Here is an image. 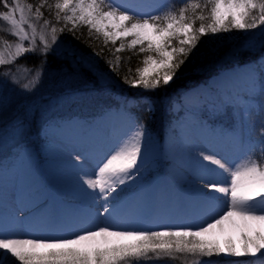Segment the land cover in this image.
Returning a JSON list of instances; mask_svg holds the SVG:
<instances>
[{
	"label": "snow or ice",
	"instance_id": "1",
	"mask_svg": "<svg viewBox=\"0 0 264 264\" xmlns=\"http://www.w3.org/2000/svg\"><path fill=\"white\" fill-rule=\"evenodd\" d=\"M0 8L4 9L0 20L7 23V28L0 31L17 41L7 58L0 51V66L14 64L27 53L47 56L51 46L43 28L51 27V40L56 41L57 31L71 32L84 26L90 37L95 33L105 46L119 42L110 50L116 62L106 61L113 71L120 62L117 53L138 49L134 54H143V67L136 68L135 77L123 79L129 87L144 91L169 85L196 53L203 37L258 28L264 35V0H166L145 8L129 0H39L35 5L0 0ZM45 8L56 23L64 26L58 30L52 20L45 19ZM41 22L42 47L37 53V26ZM4 44L12 47L7 40ZM69 54L75 56V51ZM260 63L264 69V56ZM22 70L32 77L22 90L31 92L42 78L43 67ZM0 75L12 76V82L19 83L11 67ZM258 96L264 97V70H250L243 87L221 101L222 114L231 108L241 120L231 128L208 127L212 136L231 141V154L219 147L201 150L200 144L188 142L190 188L197 201L192 213L152 214L144 209L142 201L132 203L123 198L149 162V129L143 120L131 115L132 132L118 140L110 152L101 155L85 150L75 157L72 168L77 190L91 209L100 210L77 216L71 226L52 229L39 222L24 226L25 195L29 202L44 195L41 178L34 177L27 167L21 194H6L0 187V264L13 259L16 264H146L153 259L172 261L181 256L187 264H205L204 258L214 255L264 257V127L258 139L250 135ZM127 103H143L147 112L154 111L149 97ZM191 107L195 111L196 106ZM245 120L249 122L248 134L244 132ZM17 127L22 130L23 123ZM84 161L91 163V170L85 169ZM5 199L21 206L4 210Z\"/></svg>",
	"mask_w": 264,
	"mask_h": 264
},
{
	"label": "rangeland",
	"instance_id": "2",
	"mask_svg": "<svg viewBox=\"0 0 264 264\" xmlns=\"http://www.w3.org/2000/svg\"><path fill=\"white\" fill-rule=\"evenodd\" d=\"M51 1L52 3L54 2V0ZM23 2L29 3L27 0H23ZM165 2L166 0L160 4ZM2 10L4 9L0 8V11ZM151 14L156 13L151 12ZM44 18L50 19L46 13ZM0 26L2 29H6L7 23L0 20ZM41 31L42 22L37 26V53L42 47V42L39 41ZM2 32L0 34V51H4L5 57L7 58L8 52L14 51L17 41L6 31ZM43 34L51 46L47 56L37 54L36 56L39 57L37 59L38 61L33 65L28 60L29 56L34 55V53H27L18 58L14 64L0 66V73L6 72L11 67L15 78L19 81L16 84L12 82V76L0 75V97L3 98V105L0 106V170L17 167L21 161L20 159L25 156L26 152H29L32 158L39 157V159H42V152L48 146L47 138L52 135L49 132L51 128L61 130L66 126L77 124L79 136L81 137L92 138L100 135L103 136L104 133L100 134L101 132L99 130H91L93 123L87 122V119L82 115L83 112L87 111L88 114L92 112L96 114L94 118H97L102 116L100 115L101 112H110V110H113L112 116L108 120L114 123L117 122L118 126L121 127L122 123L131 121L128 118L129 115L134 117V111H131V108L138 105V103H127L128 101L134 102L139 100L138 98L140 96L138 94L132 95L128 92L119 93L112 88L110 72L103 70L95 56L86 54L78 49L60 31L56 33V41H52L51 27L43 28ZM237 34V37L231 38L230 36L227 37L229 35L228 33L226 35L228 44H225L226 46L223 45V47L219 46L220 48L217 49L215 48L214 50L218 51H214V55L217 54L216 56L224 62L225 60H233L236 51L245 52L246 50L256 49L254 53L257 57L256 61H251L253 59L251 58L244 60V62H238V64L225 65V67L220 65L216 67V72L210 73L213 76H217L218 73L223 71V68L228 66L230 68L240 67L241 65V67H245L247 65L248 67L245 68L249 71L261 72L264 70L261 68L260 63V58L264 56V35L260 33V29L238 31ZM5 40L9 42L12 46L11 48L4 44ZM25 46H28L27 42H25ZM73 50L75 51V56L69 54ZM49 55L57 59L55 64L45 62ZM80 57L84 58L83 61L79 59ZM40 67H43V75L39 84L31 92L23 91L22 85L32 77L22 69L28 68L36 70ZM16 69H21V71H16ZM213 76H210L203 84H195L192 81L186 85L187 87H182V89L180 88L178 90L175 89L170 95H164L159 100L160 112L157 117L158 121H155L153 126L147 125L151 135V141L154 147H156L155 150L163 142V136H160L161 132L172 133V127L186 114L193 117L196 125H207L212 126L211 128L220 129L225 127L231 128L234 122L241 120L240 115L234 113L231 108L227 110L226 115L222 114L221 102L218 103V106L212 107L210 103H206L203 106L182 100L185 94L195 90V88L201 87L208 91L213 90V87H208L207 84ZM105 101H109V103L106 104ZM257 103L259 107L253 112L251 117L254 126L251 128L250 135L253 140L259 138L260 129L264 127V97L258 96ZM109 104L111 106H108ZM192 105L196 106L195 111L192 110ZM99 106H102L100 109H103L100 110ZM179 106L182 109H179ZM186 106H189V109ZM154 111H156L155 105ZM73 118H76V120ZM72 119L74 121L71 122ZM20 123H23L22 130L17 127ZM244 123V132L248 134L247 125L249 122L245 120ZM158 173L156 172L155 175ZM150 177L152 176L145 177L143 182ZM204 259L205 264H264V257L259 255L256 258H236L214 255ZM181 261H185V264H187V259L183 256L172 261L153 259L147 261L146 264H181ZM9 264H16V262L13 259L9 261Z\"/></svg>",
	"mask_w": 264,
	"mask_h": 264
},
{
	"label": "bare ground",
	"instance_id": "3",
	"mask_svg": "<svg viewBox=\"0 0 264 264\" xmlns=\"http://www.w3.org/2000/svg\"><path fill=\"white\" fill-rule=\"evenodd\" d=\"M162 1L129 0V3L145 8L160 4ZM248 72L249 70L245 67H230L207 82L208 87H213V90L195 88L185 94L182 100L203 106L210 103L212 107H216L226 96L242 88L247 80ZM186 108L189 109V106ZM179 109L182 107L179 106ZM112 113L113 110L104 113L91 127L93 131L99 130L100 134L104 133L103 136L81 137L77 124L66 126L61 130L51 128L49 132L52 135L47 138L48 146L42 152L43 160L39 157L32 158L31 154L26 152L17 167L0 170V187L6 194L15 192L19 195L23 192L25 169L29 166L32 175L42 180L44 195L39 200L29 202L30 198L25 195L27 205V211L24 213L25 227L35 226L39 222L42 227L64 228L71 226L77 216H82L90 210H100L99 208L91 209L81 198L73 180L72 163L75 157L85 150H95L101 155L107 154L118 140L132 132L131 121L122 123L121 127L117 122L109 121ZM73 119L76 120V118ZM73 119L71 122L74 121ZM171 132H161L163 142L156 150L153 142L150 141L149 162L143 175L135 185L129 186L131 191L123 194V198L132 203L142 201L144 209L152 214L183 215L192 213L196 209L197 201L191 194L190 188L192 160L189 156L188 142L195 141L200 144L201 150L219 147L226 153H232V144L229 139L212 136L206 128L196 125L193 117L188 114L178 120ZM83 164L85 169H92L90 162L84 161ZM156 172L159 173L155 175ZM144 176L152 177L143 182ZM19 206L21 205L11 204L8 199L4 201V210Z\"/></svg>",
	"mask_w": 264,
	"mask_h": 264
},
{
	"label": "trees",
	"instance_id": "4",
	"mask_svg": "<svg viewBox=\"0 0 264 264\" xmlns=\"http://www.w3.org/2000/svg\"><path fill=\"white\" fill-rule=\"evenodd\" d=\"M27 1L34 5L39 3V0H27ZM48 2L52 3L51 0H48ZM44 12L46 13L47 16H49L46 8L44 9ZM50 19L52 20V22L55 23L56 28L58 30L64 26L62 22L56 23L54 17H50ZM0 29H2L1 26H0ZM2 33L3 32L0 31V34ZM62 33L64 37L68 41L72 42L78 49H80L86 54L95 56V58L98 60L97 62L103 68V70L110 72V75H111L110 82H111L112 88L117 90L119 93L128 92L132 95L138 94L139 96H147L153 101L156 107V111H153L151 113L147 112L145 110V105L141 103L133 108V111H134L133 113L135 114L136 118L143 120L149 126H153V123H155V121H158L157 117L160 112L159 100H161L164 97V95H170V93L175 91V89L178 90L180 88L182 89V87H187L186 85L192 81H194L193 83H196L202 79L203 80L206 79L205 77L210 75V73L216 72V67L220 65L225 67V65H231V64L238 63V62H242V61L244 62V60H248L256 56V54H254L256 49L246 50L245 52L236 51V54L234 56L235 58L233 60L231 61L225 60L224 62H222V60H220L216 56L217 54L214 55L215 54L214 51L216 52L218 51L214 49L223 47V45L226 46L225 44H228L227 37L229 36L231 38L237 37L238 31L233 30L231 32H228L229 35L227 37L226 35L228 33L226 34L219 33V34H216L214 37H210L211 35H209V36L202 38L205 40L201 39V42L198 45L196 53L193 56L189 57V60L184 65L181 66L178 73L176 74V78L169 85L161 86L154 91H144L142 88L129 87L124 82V79H123L124 77H128L130 79L134 78L136 74V68L143 67L141 63L143 59V54H134V53H138V49H134V50L125 49L124 51L117 53L116 55L120 57V62H119L118 68L115 71H113L109 67V64L106 63V61L111 60L113 61V63L116 62V57L112 55L110 50L118 47L119 42H117V45L115 46L111 44H108L107 46H105L102 38L96 37L95 33H93L92 37H90L87 27H84V26H81L78 29L71 31V32L64 31V32H61V34ZM95 53H100V55L97 56L95 55ZM38 58H39L38 56L31 55L29 56L28 62L34 65L35 63H37ZM56 60L57 59L55 57L49 55L47 57L46 62H49V63L51 62L52 64H55ZM105 102L106 104L109 103V101H105ZM101 107L102 106H99V109ZM93 114L94 113L92 112H89L88 114L87 111L82 113V115L88 119L93 117L94 116Z\"/></svg>",
	"mask_w": 264,
	"mask_h": 264
}]
</instances>
